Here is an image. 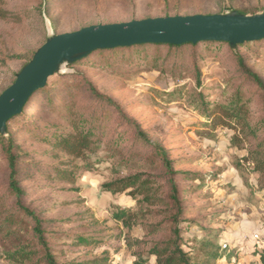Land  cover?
I'll return each instance as SVG.
<instances>
[{
  "label": "rangeland",
  "instance_id": "obj_1",
  "mask_svg": "<svg viewBox=\"0 0 264 264\" xmlns=\"http://www.w3.org/2000/svg\"><path fill=\"white\" fill-rule=\"evenodd\" d=\"M3 3L15 17L0 21V61L5 62L0 64V93L47 40L85 27L166 17L237 16L238 12L264 15V0ZM252 44L200 43L195 47L197 58H192L188 45L177 56L165 47L147 46L99 51L77 63L64 62L7 124L4 137L20 162L18 180L26 193L25 204L48 223L45 231L51 235L49 245L58 264H90L102 258L106 264H136L138 255L147 257V248L167 238L173 210L165 200L164 166L152 157L155 146L165 151L176 172L184 209L183 248L195 264H261L264 178L243 162L254 142L235 146L234 131L209 127L193 106L199 92L212 105L226 104L241 87L251 120L261 123V96L238 65L241 57L264 80V42L247 48ZM91 87L111 105L98 102ZM71 103L73 119L96 118V148L78 159L52 147L54 138L73 132L60 117ZM134 123L150 146L135 139ZM59 171L72 177L61 179ZM44 172L51 177L46 180ZM8 173L0 147V197L6 196ZM138 175L141 181L155 182L153 190L162 187L155 206L142 204V196L132 188L121 194L103 189L104 184ZM12 202L4 200L6 207ZM123 209L137 214L131 229L113 218ZM149 225L165 230L148 238L145 226ZM82 239L96 243L89 246ZM2 253L0 248V257ZM0 264L11 263L0 258Z\"/></svg>",
  "mask_w": 264,
  "mask_h": 264
},
{
  "label": "trees",
  "instance_id": "obj_2",
  "mask_svg": "<svg viewBox=\"0 0 264 264\" xmlns=\"http://www.w3.org/2000/svg\"><path fill=\"white\" fill-rule=\"evenodd\" d=\"M237 16L253 17L257 15L254 13L248 15L246 12H238ZM13 17L15 16L4 8L3 0H0V21H8ZM262 42H264V40H262ZM147 46H154L156 48L165 47L171 53H173L174 56L179 55L182 48L186 47L185 45L170 46L148 44L131 48ZM255 46L256 44L253 43L247 48H254ZM188 47L193 49L192 58H197L195 49L196 45H188L187 48ZM113 50H121V48ZM37 51L38 49L36 52ZM107 51L109 50H104L101 52ZM35 53L29 59L27 64L31 62ZM88 56L82 58L81 60L87 58ZM154 60H158V57H155ZM0 64L5 65V62L2 60L0 61ZM238 65L240 72L244 74L246 79L260 94L264 110V80H262L256 73L250 70L241 57L238 58ZM25 66H23V68ZM177 66L178 65L176 64V68ZM193 67H195V70H197L196 65H193ZM21 70L15 75L14 80L9 86L14 83ZM196 74V84L200 86V74L198 70ZM91 92L97 98L98 102L111 105L112 101L102 99L92 87ZM193 103L194 109L198 110L201 116L207 120L209 127L216 128L217 126H226L228 129H231L234 131V133H236L232 139L235 146L242 145V143L245 141L247 143H250L251 140L254 142L253 147L250 148V151L248 152L247 157L243 159V162L247 164L250 163L253 166L252 171L258 176L264 178V117L260 124L254 123L251 120L248 107L246 103H243L241 87L237 88L235 94L230 97L226 104L212 105L205 101L201 92L198 93L197 98L193 101ZM72 105L73 103H71L67 111L62 113L60 117L62 116L65 125L67 123L70 127H72L73 132L67 135H59L58 137L54 138L52 147L58 149V151L61 153L69 154L71 157L78 159L88 153H93L96 148V142L93 140L95 137L94 130H96V118L91 116L87 120L83 119V121H77L76 119H73L74 106ZM123 118L126 121H130L124 116ZM10 121H8L7 124ZM134 124L137 129L135 139L150 146V141L146 138L145 134L139 130L136 123ZM5 134H7L5 131L0 133V147L6 160L9 173L8 184L5 193L6 196L0 197V248L3 252L0 258L7 260L11 264H58L49 245V237H51V235L45 231L48 223L42 221L39 214H37L25 204L26 193L21 186L20 181L18 180L20 162L18 156H16L12 150V143L9 142L8 139H5ZM43 140L46 139L43 138ZM152 157L158 160L161 165L164 166L165 176L168 180V193L165 195V200L168 204L167 206H171L173 214L169 220L171 226L167 231L169 232L167 238L158 240L149 248H147V257H141V255H138L136 264H148L149 260L151 259H154V264H195L191 255L183 248L184 246L183 239L181 237L180 224L182 222L184 209L182 207L180 189H178L175 181L176 172L173 171L172 163L162 148L155 146L153 148ZM43 174H45L44 178L46 180L51 177L47 172H44ZM58 174L61 175V179L72 177L71 175L68 176V171H59ZM153 184L155 185L156 183L151 182L148 179L141 181V176L138 175L104 184L103 189L104 191L111 194H121L132 188L137 190V192H139V194L142 196V204L155 206L157 204L156 200H159L156 199V196L161 194L162 187H159L157 190H153ZM6 198H10L13 201L9 207L5 206L4 200ZM136 216L137 214L133 213V211L130 209H123L113 214L115 221L121 223L126 229L132 228V225L135 224L134 219ZM145 228L148 238L157 237L162 230H165L159 225H149L145 226ZM82 240L84 241L86 239ZM84 243L90 246L95 244L96 240L90 239L89 241L86 240ZM128 244L131 245L130 243ZM139 245H141V243H139ZM226 248L227 247L224 249ZM229 257L230 256H228V258ZM105 262L106 258H102L96 259L90 264H106ZM260 262L261 264H264L263 252L260 255Z\"/></svg>",
  "mask_w": 264,
  "mask_h": 264
},
{
  "label": "water",
  "instance_id": "obj_3",
  "mask_svg": "<svg viewBox=\"0 0 264 264\" xmlns=\"http://www.w3.org/2000/svg\"><path fill=\"white\" fill-rule=\"evenodd\" d=\"M264 40V15H196L93 25L55 36L42 45L14 83L0 94V133L19 116L35 93L64 63H77L99 51L141 45H197L224 43L232 47Z\"/></svg>",
  "mask_w": 264,
  "mask_h": 264
},
{
  "label": "built area",
  "instance_id": "obj_4",
  "mask_svg": "<svg viewBox=\"0 0 264 264\" xmlns=\"http://www.w3.org/2000/svg\"><path fill=\"white\" fill-rule=\"evenodd\" d=\"M258 236L257 235H254V239H257ZM224 248L227 247L225 244H223Z\"/></svg>",
  "mask_w": 264,
  "mask_h": 264
}]
</instances>
